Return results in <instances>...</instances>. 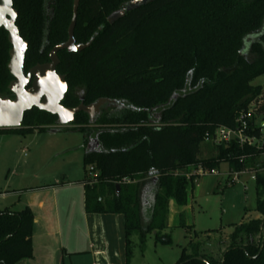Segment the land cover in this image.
<instances>
[{
	"label": "trees",
	"instance_id": "1",
	"mask_svg": "<svg viewBox=\"0 0 264 264\" xmlns=\"http://www.w3.org/2000/svg\"><path fill=\"white\" fill-rule=\"evenodd\" d=\"M74 1L13 0L20 36L29 45L26 70L49 62L50 51L68 40ZM131 1L80 0L76 43L95 39L80 53L58 54L57 72L68 83L65 107L116 101L95 124L79 113L73 127L60 129L88 131V142H100L98 151L85 153V165L98 172L97 182L83 183L85 211L125 216L131 264L134 235L141 248L149 235L171 243L164 233L170 202L189 206L198 178L178 174L190 167L211 173L227 163L230 174L254 173L260 218L231 226L228 238L211 241L209 232L205 240H191L177 264H264V144L206 141L219 127L262 136L264 85L253 82L264 75V0H149L110 24L108 18ZM11 48L0 28V96L11 93ZM57 121L34 108L21 128L0 135L49 131ZM124 178L134 183L118 191L116 182ZM34 226L28 207L0 211V264L33 257ZM181 227L190 231L183 221Z\"/></svg>",
	"mask_w": 264,
	"mask_h": 264
},
{
	"label": "rangeland",
	"instance_id": "2",
	"mask_svg": "<svg viewBox=\"0 0 264 264\" xmlns=\"http://www.w3.org/2000/svg\"><path fill=\"white\" fill-rule=\"evenodd\" d=\"M253 85H264V75L257 78ZM49 127L55 129L59 126L55 122ZM88 140V131L80 129L0 135V210L28 207L36 219L37 204L44 201L51 233L55 230L53 196L57 195L61 207L71 203L74 214L83 213V183L88 179L90 168L85 165ZM189 170L188 173H194L196 169L190 167ZM197 177L190 205L184 211L180 210L184 213L183 219L178 207L171 201L169 229L164 232L170 235L171 243H156L155 236L149 235L141 248L139 237L134 235L132 264H177L182 249L188 247L191 240H205L209 232L213 233L211 241L228 238L233 232L231 226L260 218L256 211L254 173L230 174L229 165L222 163L215 172ZM46 186H56L59 190L48 192ZM88 214L93 223H105L115 228L123 225L125 240L126 221L123 214ZM77 218L78 215L76 221ZM182 221L190 227V231L181 227ZM35 229L36 224L34 238ZM115 235L116 232H112V236Z\"/></svg>",
	"mask_w": 264,
	"mask_h": 264
},
{
	"label": "water",
	"instance_id": "3",
	"mask_svg": "<svg viewBox=\"0 0 264 264\" xmlns=\"http://www.w3.org/2000/svg\"><path fill=\"white\" fill-rule=\"evenodd\" d=\"M149 0H132L123 9L113 13L109 18L110 24L125 16L139 6L146 4ZM80 0L74 1L73 19L68 30V40L65 43L54 47L49 54V62L38 64L28 72L25 71V59L28 51V42L20 36L17 27L18 10L14 8L13 0H0V28L8 33V41L12 48L9 52L10 62L9 72L14 80L9 85V91L14 98L0 96V130L19 129L23 125L24 117L27 112L34 108L50 113L58 117L59 127L51 129L53 133L62 128L70 127L75 117L79 113H86L90 117L91 125L95 124L97 116L107 105L114 104L115 100L101 98L96 102L85 105L83 102L75 108H67L62 102L68 92L66 76L57 72L60 64L59 52L68 51L69 53H80L88 49L93 43V37L87 44H77L74 31L77 23L78 9ZM33 79V81H32ZM32 82V83H31ZM31 83V86L29 84ZM100 147L98 137L90 140L86 150L96 152ZM121 185L117 184L118 191ZM205 261L203 258H198ZM256 259V257H254Z\"/></svg>",
	"mask_w": 264,
	"mask_h": 264
},
{
	"label": "crops",
	"instance_id": "4",
	"mask_svg": "<svg viewBox=\"0 0 264 264\" xmlns=\"http://www.w3.org/2000/svg\"><path fill=\"white\" fill-rule=\"evenodd\" d=\"M46 190L55 193L59 189L56 186H46ZM53 197L54 232L51 233L48 226L45 202L38 203V211L35 213L36 238L33 237V257L17 264H126L123 225L115 228L105 223H93L85 208L83 213L74 214L71 203L61 207L57 195ZM185 208L178 207L179 212ZM4 210L22 209L6 208L0 211ZM77 223L79 224L76 225ZM112 232H116V235L112 236Z\"/></svg>",
	"mask_w": 264,
	"mask_h": 264
},
{
	"label": "built area",
	"instance_id": "5",
	"mask_svg": "<svg viewBox=\"0 0 264 264\" xmlns=\"http://www.w3.org/2000/svg\"><path fill=\"white\" fill-rule=\"evenodd\" d=\"M232 140H237L240 145L261 146L264 144V129L262 130V136L259 138L255 136L245 135L244 129H232L227 127H219L216 131V134L213 137H211L209 134L206 135V141L207 142L212 141L215 144H227ZM207 173L209 172L205 171L202 167H200L194 173H187V174L179 173L178 175H184L188 179H190L192 176H201V174L206 175ZM88 178L89 180L94 182L98 181V172L95 166H90L88 170ZM116 183L120 185L131 184L134 183V181L129 178H124L122 181Z\"/></svg>",
	"mask_w": 264,
	"mask_h": 264
},
{
	"label": "flooded vegetation",
	"instance_id": "6",
	"mask_svg": "<svg viewBox=\"0 0 264 264\" xmlns=\"http://www.w3.org/2000/svg\"><path fill=\"white\" fill-rule=\"evenodd\" d=\"M49 54H50V53H49ZM46 63H48V62H46ZM42 64H45V63H42ZM37 65H38V64H37ZM35 66H36V65H35ZM33 67H34V66H33ZM31 68H32V67H31ZM31 68H29V69L26 70V67H25V71L28 72ZM13 80H14V79H13ZM32 81H33V79H32ZM31 83H32V82H31ZM31 83L29 84L28 87L31 86ZM1 97H3V98H4V97L14 98V96H13L12 93H10L8 96H1ZM103 109H104V108H103ZM103 109L101 110V113L103 112ZM100 115H101V114H100ZM100 115H99V116H100ZM97 117H98V116H97ZM96 119H97V118H96ZM94 138H96V137H94ZM94 138H92V139H94ZM92 139H91V140H92ZM89 142H90V141H89Z\"/></svg>",
	"mask_w": 264,
	"mask_h": 264
}]
</instances>
